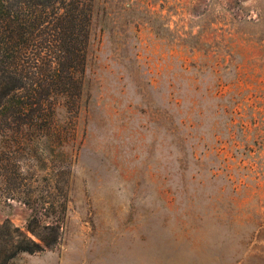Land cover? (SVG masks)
<instances>
[{"label": "rangeland", "instance_id": "1", "mask_svg": "<svg viewBox=\"0 0 264 264\" xmlns=\"http://www.w3.org/2000/svg\"><path fill=\"white\" fill-rule=\"evenodd\" d=\"M59 115L0 127V264H264V0H97Z\"/></svg>", "mask_w": 264, "mask_h": 264}, {"label": "trees", "instance_id": "2", "mask_svg": "<svg viewBox=\"0 0 264 264\" xmlns=\"http://www.w3.org/2000/svg\"><path fill=\"white\" fill-rule=\"evenodd\" d=\"M96 4L0 0V127L13 125L28 135L43 130L47 139L59 140V114L81 112ZM261 232L255 240L264 242ZM15 248L8 260L41 251L36 244ZM259 252L264 261V246Z\"/></svg>", "mask_w": 264, "mask_h": 264}]
</instances>
